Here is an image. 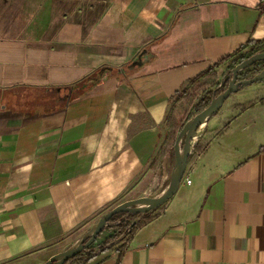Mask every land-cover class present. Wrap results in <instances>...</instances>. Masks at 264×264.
<instances>
[{"label": "crops", "instance_id": "obj_1", "mask_svg": "<svg viewBox=\"0 0 264 264\" xmlns=\"http://www.w3.org/2000/svg\"><path fill=\"white\" fill-rule=\"evenodd\" d=\"M253 42L264 0H0V264H44L162 193L175 93ZM202 127L190 184L86 264H264V82Z\"/></svg>", "mask_w": 264, "mask_h": 264}, {"label": "trees", "instance_id": "obj_2", "mask_svg": "<svg viewBox=\"0 0 264 264\" xmlns=\"http://www.w3.org/2000/svg\"><path fill=\"white\" fill-rule=\"evenodd\" d=\"M263 51L264 42H253L250 47H242L238 49L234 54L223 58L213 64V66L197 74L188 82V85H191V87L195 86V92L192 94V101H190L189 91L187 88H183L175 93L171 109L165 120L164 143L150 166V170L152 172H157L165 157L173 158V146L175 139L185 123L208 107L213 98L225 91L230 80V71L244 60L249 59L251 56ZM222 65H225L226 68L220 75H218V69L222 67ZM262 70H264V61L254 63L251 67L238 73V80L250 79L259 74ZM262 81H264V79ZM182 103H185V107L182 113L179 114L177 106ZM204 134L205 132L198 137L194 143L191 153L188 156L187 164L194 158L202 155L207 149L209 138L204 141ZM151 214L152 212L146 213L143 216H140L139 214L127 213L114 215L108 222V226H106V228L103 229L97 236L98 238L104 231H110V235L108 236L106 242L97 251L94 249L93 243L81 253L68 260L65 264L74 262H77L78 264H86L92 260L98 252L103 253L110 249L117 248L119 245L120 246L117 248V251L119 254H122L127 242L133 237L137 230L146 224V222L150 219Z\"/></svg>", "mask_w": 264, "mask_h": 264}, {"label": "water", "instance_id": "obj_3", "mask_svg": "<svg viewBox=\"0 0 264 264\" xmlns=\"http://www.w3.org/2000/svg\"><path fill=\"white\" fill-rule=\"evenodd\" d=\"M261 61H264V51L257 53L236 65L230 71V80L225 91L213 98L208 107L185 123L174 142V165L170 174L169 183L162 193L156 197H140L128 200L115 206L109 212L104 214L73 246L67 248L63 252L51 256L44 264H65L68 260L81 253L84 249L88 248L95 242L97 236L106 228V226H108V222L114 215L127 213L143 216L146 213L161 208L167 203V201L175 195L181 184L186 171L188 156L194 146V139L197 138L196 134L203 125L207 124L208 121L218 113L229 96L264 79V70H262L259 74L250 79L238 80V73L240 71Z\"/></svg>", "mask_w": 264, "mask_h": 264}, {"label": "rangeland", "instance_id": "obj_4", "mask_svg": "<svg viewBox=\"0 0 264 264\" xmlns=\"http://www.w3.org/2000/svg\"><path fill=\"white\" fill-rule=\"evenodd\" d=\"M226 67H225V65H222V67H220L219 69H218V75H220L223 71H224V69H225ZM262 82H264V81H262ZM262 82H257V83H254V84H252V85H250V86H247V87H245V88H243L242 89V91L243 90H248V89H250V88H252V87H254V86H258V84H260V83H262ZM187 89H188V91H189V96H190V101H192V97H193V95L192 94H194V92H195V90H194V88H195V86H192L191 87V85H187V87H186ZM241 91V90H240ZM231 101H228V103H226V105H225V107L224 108H226L227 106H229L231 103H230ZM184 107H185V103H182V104H179V106H177V111H178V113L179 114H181L182 113V111H183V109H184ZM224 110V109H223ZM222 112V111H221ZM221 114V113H220ZM220 114L216 117V118H218L219 116H220ZM212 121H214V119H212L211 120V123H210V125H212L213 124V122ZM227 126V125H226ZM226 126L224 125L223 126V129L224 128H226ZM203 128V127H202ZM202 128L199 130V132L196 134V136H197V138L198 137H200L201 136V134H202ZM197 138H195L194 139V142L193 143H195L196 142V140H197ZM209 137H205V139H204V141H206V139H208ZM203 143V142H202ZM169 159H168V170L170 171V173H171V171H172V169H173V165H174V160H173V158H170V157H168ZM167 165V164H166ZM162 169H163V163H162V165H160V167L158 168V172L159 171H162ZM186 175H187V173H185V177H186ZM168 182H169V179H168ZM185 182H184V180H182V182H181V185H183ZM109 233H110V231H108ZM107 240V239H106ZM101 245H103V244H101ZM100 245V246H101ZM73 246V245H72ZM96 246H98V245H96ZM120 246V245H119ZM118 246V247H119ZM70 247V246H69ZM68 247V248H69ZM94 249H95V242H94ZM117 247V248H118ZM99 249V248H98ZM97 249V250H98ZM66 250V249H65ZM96 250V251H97ZM62 251H64V250H62ZM62 251H60V252H62ZM59 252V253H60ZM58 254V253H57ZM69 264H78L77 262H74V263H69Z\"/></svg>", "mask_w": 264, "mask_h": 264}, {"label": "built area", "instance_id": "obj_5", "mask_svg": "<svg viewBox=\"0 0 264 264\" xmlns=\"http://www.w3.org/2000/svg\"><path fill=\"white\" fill-rule=\"evenodd\" d=\"M182 180H184V182H185V184H187V185H189L190 184V180L189 179H187L186 177H185V174H184V176H183V179ZM182 182V181H181Z\"/></svg>", "mask_w": 264, "mask_h": 264}]
</instances>
